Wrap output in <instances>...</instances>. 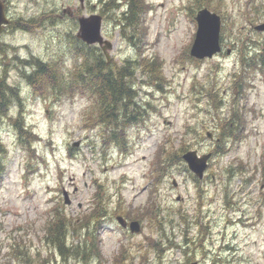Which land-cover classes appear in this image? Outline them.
Masks as SVG:
<instances>
[{
    "label": "rangeland",
    "instance_id": "rangeland-1",
    "mask_svg": "<svg viewBox=\"0 0 264 264\" xmlns=\"http://www.w3.org/2000/svg\"><path fill=\"white\" fill-rule=\"evenodd\" d=\"M3 1L10 19L42 22L23 29L14 21L0 36L6 49L5 56L0 54V76L6 63L7 80L18 87L30 130L20 134L13 124L16 103L8 115L0 113V264H183L194 250L190 264L200 258L210 264L206 255L211 252L219 264H264V72L249 69L248 80L235 81L243 41L252 48L264 41L252 27L264 21V0H207L222 17L223 47L201 60L192 58L189 48L196 30L194 4L205 0H145L150 8L137 31L140 41H130L120 30L123 6L115 8L109 0ZM92 12L102 15V34L112 43L109 63L161 59L162 89L135 74L138 101L147 104L142 119L138 115L140 121L126 127L122 149L102 142L110 128L86 124L83 114L93 99L88 93L39 95L21 74L30 66L20 60L32 55L56 61L59 72L77 66L87 45L75 36L76 17ZM231 119L238 126L236 136L224 137L234 126H228ZM206 131L213 133L212 140ZM180 147L212 152L204 180L195 179L182 159L160 168L166 152ZM96 192L103 214L88 231L99 240L101 256L63 260L45 240V225L56 210L84 222L81 217L94 207ZM115 212L138 219L140 232L125 231ZM200 222L211 227V243L204 238L195 243ZM69 228L67 242L87 239L86 227ZM186 235L194 239L189 244Z\"/></svg>",
    "mask_w": 264,
    "mask_h": 264
},
{
    "label": "trees",
    "instance_id": "trees-1",
    "mask_svg": "<svg viewBox=\"0 0 264 264\" xmlns=\"http://www.w3.org/2000/svg\"><path fill=\"white\" fill-rule=\"evenodd\" d=\"M111 3H113L115 8L123 6L119 11L117 19L120 30L127 32L126 34L130 41L133 38L140 41L137 31L142 24L141 20L143 19V15L150 6L147 5L145 0H109L108 5ZM194 5L197 9L206 6L213 11H218L207 0L203 2L197 1ZM38 19L32 17L27 19H10L6 28H11L14 21H16V27L20 25L23 29L30 28L34 24H39L38 26H40L42 21L39 22L37 21ZM246 42L248 40L243 41V44L246 45L241 50L240 73L235 77L236 82L242 81L240 76L248 80L249 69L264 72V41L259 48H257L258 46L256 44L252 48V45H248ZM4 47L5 44L0 47V54L2 56L6 55V49ZM77 49H79V52L84 50L80 47ZM87 51L89 55L85 54ZM79 56H82L81 62L77 66H74L72 70H68V73H65L62 69L59 72L60 66L57 65L56 61H45L32 55L29 59L20 60L30 66L28 71L21 70V74L31 86L33 92L39 95L48 94L61 97L63 94L67 95L73 92L88 93L93 99L89 109L83 114V116H86L85 120H88L86 124L94 125V122H96L98 125L102 124L110 128L111 130L103 137L102 142L105 144L107 142L113 143L119 149H122L126 146V127L142 119L144 115V104H147V102L140 103L138 101V93L134 83L135 74L139 71L142 75H146L149 84L155 86L157 89H162L164 74L161 59L157 61L156 56L152 59L140 56L125 59L119 65L113 62L107 63L102 52L97 47L91 46H87L83 54ZM3 66V74L0 76V113L2 115H8L9 108L13 103L19 105L16 116L12 117L13 124L20 134L28 132L30 130L24 124L22 118L23 99L18 87L11 85L7 80L5 72L7 70L6 63ZM243 82L246 84L245 81ZM138 115L141 116L140 119ZM229 123H233L232 119L228 121V126ZM237 128L238 126L236 125L233 127L229 126L224 137H230V135H234L235 137ZM219 138L222 139L221 136ZM217 147L220 148L219 145ZM184 148L180 147L179 150L166 152V159L164 161H162L160 153H158V161H162L160 168L171 163L179 162L182 159L181 151ZM3 149L4 147L0 143V174L4 170V163L1 158ZM95 199L96 201L93 202L95 204L94 207L81 217L84 220L82 223L73 222L66 215L57 213V210L55 211V215L47 221L44 238L57 249L63 260H66L68 257H73L79 261L86 262L94 256H101L99 252V240L95 238L94 232L88 231L91 221L94 220L98 223L100 215L103 214L102 198L99 197L98 192H96ZM69 227L74 232L75 228L79 231L86 227L85 235H87V239L84 238L82 242L78 243L73 242V239L67 242V237L70 233ZM94 227H98V225ZM72 230L71 233H74ZM16 251L17 249H15V253H17ZM115 258L119 259L118 254Z\"/></svg>",
    "mask_w": 264,
    "mask_h": 264
},
{
    "label": "water",
    "instance_id": "water-1",
    "mask_svg": "<svg viewBox=\"0 0 264 264\" xmlns=\"http://www.w3.org/2000/svg\"><path fill=\"white\" fill-rule=\"evenodd\" d=\"M194 19L196 21V32L189 53L197 59L211 58L221 51V17L207 7H202L197 10ZM8 21L9 18L6 13L5 3L3 0H0V34ZM101 22V15L96 13L88 16H79L76 37L86 44L100 45L105 56L109 60L108 50L111 49L112 43L101 34ZM254 29L264 34V21L254 25ZM207 135L210 138L212 137L210 132H207ZM77 144L78 143H74L73 145ZM210 156L211 153L199 155L195 149L187 150L182 154V158L186 162L188 169L198 178H202ZM64 202L69 203L66 192H64ZM116 220L122 227L127 226L126 220L121 215L116 216ZM128 226L132 233L140 231V223L137 220H131Z\"/></svg>",
    "mask_w": 264,
    "mask_h": 264
},
{
    "label": "flooded vegetation",
    "instance_id": "flooded-vegetation-1",
    "mask_svg": "<svg viewBox=\"0 0 264 264\" xmlns=\"http://www.w3.org/2000/svg\"><path fill=\"white\" fill-rule=\"evenodd\" d=\"M64 11H65V9H64ZM68 13H69V15H71L72 16V12H70V11H68ZM206 172V171H205ZM205 175V174H204ZM196 179V178H195ZM197 180H200V181H202V180H204L203 178L202 179H197ZM199 183V182H198ZM197 183V184H198ZM173 184H175V182L173 183ZM116 216L117 215H114L113 216V218H114V220L116 221ZM123 216V215H122ZM125 219H126V221H127V227H125V228H123L125 231H129V228H128V223H129V221H131L132 219H130V218H128V217H125V216H123ZM136 220V219H135ZM139 221V220H138ZM140 222V221H139ZM140 224H141V222H140ZM206 223H202V222H200V229H201V231H199V236H198V238H197V240H195V243H197L199 240H201V239H207V240H209V242L211 243L212 242V238H211V236H210V234H211V230H210V226H208V225H205ZM140 228H141V225H140ZM185 240H186V242L185 243H187V244H189V243H191L192 242V240H194V239H189L188 240V237H187V235H186V237H185ZM155 242V241H154ZM157 242H155V244H156ZM198 248H200V247H198ZM122 250H124L125 251V249H123L122 248ZM189 250V249H188ZM195 251V250H194ZM194 251H192V253H190L189 251L187 252V254L185 255V262L183 263V264H190L189 263V260H190V257L192 256H195L196 254L194 253ZM217 253V252H216ZM124 255V254H123ZM206 256H209L210 257V264H219V259L220 258H218V256H215L212 252L210 253V254H208V255H206ZM123 259L124 260H129V258L127 257H123L121 260L123 261ZM128 264H133V261H131V260H129V263ZM191 264H202V262H201V258L200 259H194L193 261H192V263Z\"/></svg>",
    "mask_w": 264,
    "mask_h": 264
},
{
    "label": "bare ground",
    "instance_id": "bare-ground-1",
    "mask_svg": "<svg viewBox=\"0 0 264 264\" xmlns=\"http://www.w3.org/2000/svg\"><path fill=\"white\" fill-rule=\"evenodd\" d=\"M36 67H37V65H36ZM40 72V71H39ZM43 72V71H42ZM45 74V73H44ZM32 79H34V78H32ZM40 79V78H39ZM42 79V78H41ZM37 83V82H36ZM41 83V82H40Z\"/></svg>",
    "mask_w": 264,
    "mask_h": 264
}]
</instances>
